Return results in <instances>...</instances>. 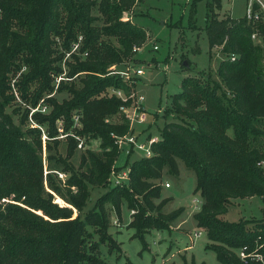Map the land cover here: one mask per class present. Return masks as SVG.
I'll return each mask as SVG.
<instances>
[{
    "label": "trees",
    "instance_id": "obj_1",
    "mask_svg": "<svg viewBox=\"0 0 264 264\" xmlns=\"http://www.w3.org/2000/svg\"><path fill=\"white\" fill-rule=\"evenodd\" d=\"M140 1L0 0V264H114L106 255L118 259L123 250L111 216L122 217L124 204L145 247L146 234L170 229L185 211H163L172 198L163 197L161 182L180 174L179 161L196 174L203 203L194 218L206 248L221 264H264L238 255L246 246L264 256V217H223L236 199L264 197V19L222 16L220 0H207L205 25L211 49L223 53L218 68L182 80L162 112L154 154L135 160L128 184L89 206L116 168L113 134L130 132L121 106L132 101L110 89L129 95L134 84L109 68L132 61L134 47L147 42L146 29L122 19ZM199 1H191L192 26ZM80 140H99L100 149L80 148ZM44 147L56 151L46 159L62 165L65 179L45 162Z\"/></svg>",
    "mask_w": 264,
    "mask_h": 264
},
{
    "label": "rangeland",
    "instance_id": "obj_2",
    "mask_svg": "<svg viewBox=\"0 0 264 264\" xmlns=\"http://www.w3.org/2000/svg\"><path fill=\"white\" fill-rule=\"evenodd\" d=\"M191 1L141 0L135 6L134 11H130V20L146 29L148 33V39L142 46L143 48L137 52L132 61H127L145 71L143 75L132 82L135 94L138 93L145 98L143 107L147 114L145 123H135L133 126L134 133L139 137V143L148 144L151 137L160 139V129L165 122V118L161 116L162 112L170 105L172 96L181 91L182 80L187 76H197L201 72L206 74L209 70L215 71L223 58L221 51L211 49L205 30L207 0H200L197 3L194 26L189 21ZM220 2L221 7L218 9L220 15L229 13L235 18L246 15L248 0H220ZM176 22L178 23L176 24ZM155 45L158 46V49L154 48ZM185 61L189 62V67L185 66ZM213 78L219 80L217 76ZM14 93L20 100L16 89H14ZM43 108L45 110H42L46 111V106ZM157 112H159V118L156 117ZM31 122L34 124L32 120ZM35 126L37 125L35 124ZM44 138H46L45 135ZM99 145V140H92L91 144L85 145V147L99 150ZM120 151V156L115 162L117 175L144 155L141 150L134 149L127 162L126 154L123 153V150ZM58 152L65 154L66 145H61ZM49 153L54 154L56 151L49 152L44 147L45 162L49 168H55L61 172V164L46 159ZM72 162L75 166L79 165L80 152L74 156ZM179 164L180 174L173 177L167 176L161 182L164 190L163 197L172 198L164 206L163 211L171 213L180 207H184L185 211L176 221H173L170 229H154L146 234L145 247L139 238L133 237L134 229L128 227L132 218V210L130 211L124 204L122 217H118L116 212L112 211L110 233L120 242L123 250L121 258L118 259L115 254L106 255L114 264H190L193 260L197 264L203 262L221 264L217 259L216 252L206 248L210 240L207 233L197 226L194 218L198 211L197 201L201 199L200 194L194 192L196 174L183 161H179ZM111 179L112 173L108 188L93 190L94 200L90 202L89 206H92L104 191L115 187L114 180ZM167 183H170V187L165 185ZM56 201L62 205L66 204L58 196H56ZM223 217L230 221L242 217L263 218L264 197L257 195L236 199ZM199 231H202V234L196 236L195 234ZM105 251L106 249H104Z\"/></svg>",
    "mask_w": 264,
    "mask_h": 264
},
{
    "label": "built area",
    "instance_id": "obj_3",
    "mask_svg": "<svg viewBox=\"0 0 264 264\" xmlns=\"http://www.w3.org/2000/svg\"><path fill=\"white\" fill-rule=\"evenodd\" d=\"M130 12L125 11L123 14L122 19L123 20H129L130 19ZM248 20L253 21H260L264 19V0H248V6L246 15ZM253 38H257V33L253 35ZM82 37L79 38V41L73 44L71 52L67 54L69 56L72 52H77L80 48ZM143 47L135 46L134 51L138 52ZM155 49H158V46H154ZM109 71L111 74H117L120 75L122 78H124L126 81L132 83L137 79V77H140L145 73L143 68L135 67L131 62H124L123 64H114L109 68ZM64 77L61 76L57 79L59 82ZM135 90H132V92L128 95L123 91L122 89H110L111 94H115L118 97H120L124 102H127L129 99H131V104L129 105H122L121 111L123 112L124 116L128 119L130 123V132L126 133L124 135H116L113 134L116 143L119 145L120 149L123 150V153L126 154L127 162L129 159V155L134 151V149L141 150L144 155L143 157H151L154 154L153 151V143L157 142L159 140L158 137H151L148 141V144L145 143H139V137L134 133V124L135 123H145L147 121V114L143 107L144 102V96L143 95H137L134 92ZM45 110V108H43ZM76 120H78V117H76ZM64 136V135H63ZM84 144L83 140H80L79 147L82 148ZM128 164V163H127ZM116 168L112 171V181L115 186H124L128 184L130 180V170L131 166L128 167L126 170L120 172L118 175L116 173ZM122 170V169H121ZM120 170V171H121ZM58 172V171H57ZM60 178L65 179L66 174L62 172H58ZM167 187H170V183L165 184ZM198 206L197 209L199 210L202 206V199L198 200ZM199 207V208H198ZM135 211L132 210V214H134ZM202 234V231L197 232L195 235L200 236ZM239 257L246 261L249 258L250 259H257L258 261L264 262V256L257 252L249 251L248 247H243L238 250Z\"/></svg>",
    "mask_w": 264,
    "mask_h": 264
},
{
    "label": "water",
    "instance_id": "obj_4",
    "mask_svg": "<svg viewBox=\"0 0 264 264\" xmlns=\"http://www.w3.org/2000/svg\"><path fill=\"white\" fill-rule=\"evenodd\" d=\"M185 65H188V63L185 61Z\"/></svg>",
    "mask_w": 264,
    "mask_h": 264
},
{
    "label": "crops",
    "instance_id": "obj_5",
    "mask_svg": "<svg viewBox=\"0 0 264 264\" xmlns=\"http://www.w3.org/2000/svg\"><path fill=\"white\" fill-rule=\"evenodd\" d=\"M182 225V224H181Z\"/></svg>",
    "mask_w": 264,
    "mask_h": 264
}]
</instances>
